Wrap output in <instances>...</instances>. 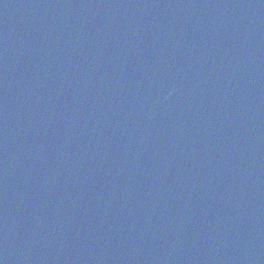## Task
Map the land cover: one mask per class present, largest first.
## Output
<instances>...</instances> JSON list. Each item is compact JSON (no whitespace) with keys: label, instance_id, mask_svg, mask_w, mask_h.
I'll list each match as a JSON object with an SVG mask.
<instances>
[{"label":"water","instance_id":"95a60500","mask_svg":"<svg viewBox=\"0 0 264 264\" xmlns=\"http://www.w3.org/2000/svg\"><path fill=\"white\" fill-rule=\"evenodd\" d=\"M0 264H264V0H0Z\"/></svg>","mask_w":264,"mask_h":264}]
</instances>
